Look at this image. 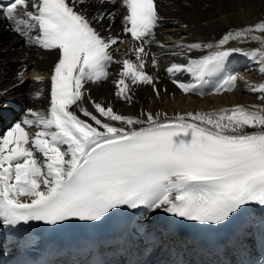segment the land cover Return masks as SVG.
<instances>
[{"label": "snow or ice", "instance_id": "6c2138e0", "mask_svg": "<svg viewBox=\"0 0 264 264\" xmlns=\"http://www.w3.org/2000/svg\"><path fill=\"white\" fill-rule=\"evenodd\" d=\"M111 6L125 9L123 32L133 46L124 58L113 55L121 50L114 46L124 40L108 34L117 15ZM159 7V0L0 2V19L10 31L30 46L58 50L46 111L28 109L25 118L0 133L4 225L99 222L142 208L219 225L248 213L250 206L264 208V104L173 116L151 111L126 115L86 90L88 83L107 80L109 67L118 64V78L112 81L117 99L133 103L134 89L141 85L151 86L156 97L167 91L145 70L150 56L153 68L161 63L150 50L158 43ZM232 42L258 46L245 49ZM158 47L183 58L165 72L184 94L222 95L235 90L238 74L219 79L209 91L204 86L223 75L234 54L250 58L264 75V18L214 42ZM194 52L206 54L192 58ZM181 74L190 79L182 81ZM249 88L264 101V83ZM4 95L7 90H0V99ZM133 229L139 233L143 225Z\"/></svg>", "mask_w": 264, "mask_h": 264}, {"label": "bare ground", "instance_id": "6f19581e", "mask_svg": "<svg viewBox=\"0 0 264 264\" xmlns=\"http://www.w3.org/2000/svg\"><path fill=\"white\" fill-rule=\"evenodd\" d=\"M159 4L162 21L156 32L158 43L152 44L150 50L160 58L161 63L158 69L153 68L150 58L149 66L153 75L158 78L156 86L167 91H161V95L156 97L151 86H141L134 89L133 103L129 104L119 100L115 95L116 88L112 82L118 78L119 65L113 64L108 69L110 75L107 80L101 82L100 85L89 87V93L93 99L105 104L111 103L116 111L126 115H137L141 111H151L153 113L167 112L169 116H173L187 112L231 107L236 104H243L244 106L264 104V101L258 99L259 94H251L249 88V85H259L261 83H258L259 81L264 82V75L260 76L257 67L250 70V75L248 71L243 74L237 87L238 90L233 94L226 92L222 95H205L202 97L195 94H184L165 72L167 66L173 62H183V58L173 57L169 51L158 47L159 43L172 46L177 43L214 42L229 30L253 24L264 18V2L262 0H160ZM110 10L117 12V15L115 21L111 24L109 34L120 35L123 39L126 38L122 23L125 9L111 6ZM184 25H187V27H184ZM104 28H108V21H105ZM20 41H22L21 37L10 31L4 25L3 19H0V90H7V95L0 99V122L2 121L1 114L5 110L4 108L8 107L1 103L4 99L23 104L29 103L30 108L37 111H46L49 106L50 82L48 76L57 58V53L40 51L23 41L24 44L22 45ZM171 41L176 43H171ZM231 46L252 49L258 45L255 43L239 44V42H232ZM116 47L121 49L114 55L117 58H124L127 50L131 49V47L125 46L124 43L118 44ZM201 54H206V52H194L189 55L192 58H198ZM238 55L240 54H234L230 57L233 60V67L240 63L237 60ZM243 66L244 64L240 66L237 74L244 71ZM20 72H23L24 75L18 78ZM28 74L35 77L40 75L43 77V81H33L29 89L22 92L19 90V85L22 86L23 83L29 81L27 78L30 75ZM180 79L187 81L190 77L181 74ZM37 92L41 93L39 98L36 96ZM24 112L21 111L22 114ZM14 117H16V114L13 116L12 121ZM0 125L1 130H3L2 125H5V122L2 121ZM6 231L7 226L0 221V236L5 234ZM163 244L167 246L166 253H169L172 250L171 248H177L179 256L183 255L181 253L182 248H187L188 252L190 251L186 245L180 246L178 238L175 236L170 237L168 241H159L153 246L160 247ZM2 255L4 253L0 249V256ZM183 259H186V256H183Z\"/></svg>", "mask_w": 264, "mask_h": 264}, {"label": "rangeland", "instance_id": "374dc122", "mask_svg": "<svg viewBox=\"0 0 264 264\" xmlns=\"http://www.w3.org/2000/svg\"><path fill=\"white\" fill-rule=\"evenodd\" d=\"M5 32H6V30H5ZM7 33L10 34L9 31H7ZM20 42H21L22 45L24 44L22 41H20ZM171 43H176V42H175V41H174V42L171 41ZM26 72H28V71H26ZM28 75H30V74H28ZM28 75H27V76H28ZM260 76H263V75H260ZM30 78H32V80H31ZM261 78H262V77H261ZM27 79L29 80L28 82L23 83L22 86H21V85L19 86V90L22 91V92H26V91H25L26 88H27V90L29 89L30 84H32L33 81H35V76L30 75ZM260 82H261V83H264L263 81H259L258 83H260ZM21 114H22V113H21ZM17 118H18V115H16V117H14V120H16Z\"/></svg>", "mask_w": 264, "mask_h": 264}]
</instances>
